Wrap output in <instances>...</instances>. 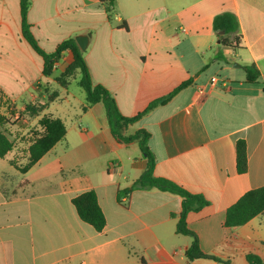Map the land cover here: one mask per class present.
<instances>
[{
    "label": "crops",
    "instance_id": "1",
    "mask_svg": "<svg viewBox=\"0 0 264 264\" xmlns=\"http://www.w3.org/2000/svg\"><path fill=\"white\" fill-rule=\"evenodd\" d=\"M29 2L31 31L47 53L91 34L83 53L92 81L109 90L124 116L190 81L125 134L147 131L154 176L208 201L189 212L187 225L202 252L217 259L187 260L193 238L176 231L180 195L135 189L119 201V191L147 169L139 142L117 141L103 103L84 110L83 96L71 112L73 82L61 88L56 78L72 52L45 77L43 58L22 33L20 0H0V112H14L9 132L27 135L38 126L41 117L20 112L55 91L44 114L53 107L49 114L67 129L26 173L10 163L15 147L0 158V264H249L250 255L264 261V214L241 227L224 226L227 209L264 186V0ZM224 12L239 19L240 42L233 47L221 46L213 30ZM179 31L184 35H174ZM251 64L261 74L254 84L246 83L244 68ZM213 77L218 81L211 86ZM239 141L247 147L245 173L237 166ZM87 191L96 193L106 217L102 231L82 221L72 203Z\"/></svg>",
    "mask_w": 264,
    "mask_h": 264
},
{
    "label": "trees",
    "instance_id": "2",
    "mask_svg": "<svg viewBox=\"0 0 264 264\" xmlns=\"http://www.w3.org/2000/svg\"><path fill=\"white\" fill-rule=\"evenodd\" d=\"M29 6V0H20L22 33L34 51L43 58V75L48 77L52 74L54 67L62 60L65 51L72 52L73 60L66 70L56 78L57 84L61 88H68L76 79L77 74L80 73L79 86L86 94L87 103V106L83 109L86 110L93 105L103 103L107 110L112 133L117 141L122 143L139 142L143 156L147 160V169L133 183L131 188L119 191V201L123 202V198L127 197L135 189L158 188L180 195L183 198V203L181 213L178 216L176 231L178 234L193 238V243L186 252L187 260L193 261L201 258L217 259L212 255L202 252L197 235L187 225V215L189 212L208 205V201L200 195L190 193L170 180L154 176L156 160L154 154L148 147L150 134L147 131L138 130L131 135L125 134L129 126L139 121L153 109L167 104L181 90L189 86L190 81L182 83L167 96L153 100L144 111L137 115L132 117L124 116L120 112L116 100L109 90L101 84L95 85L93 83L84 53L78 47L75 39L63 41L52 53H47L41 48L31 31V24L28 20ZM107 11L109 13L111 12L109 8H107ZM213 30L217 34L220 45L223 47H233L240 42L241 27L237 15L233 12H224L215 16ZM221 32L223 33L221 34ZM244 69L246 72V83H257L261 75L257 66L251 64L245 66ZM58 95V92L55 91L50 94L46 103H29L26 105L25 110L20 112V115H27L31 118L41 117L38 122L41 131L35 133L31 140L27 150V163L21 167L16 165V161H10L11 165L16 166L21 173L28 172L43 156L63 141L66 136L67 129L64 121L58 117H54L52 114H44L48 104L58 98ZM13 114V111L9 112V114L0 112V158H5L15 147L14 140L11 138L9 132V127L12 125L10 116ZM236 160L238 171L245 173L248 167V159L247 147L244 141L237 143ZM72 203L82 221L88 223L97 231H102L105 228L107 223L106 217L94 191H87L78 195L72 200ZM262 214H264V186L248 191L234 205L229 207L226 212L224 226L226 228L241 227ZM248 261L249 264H264L263 260L254 255L248 256Z\"/></svg>",
    "mask_w": 264,
    "mask_h": 264
},
{
    "label": "rangeland",
    "instance_id": "3",
    "mask_svg": "<svg viewBox=\"0 0 264 264\" xmlns=\"http://www.w3.org/2000/svg\"><path fill=\"white\" fill-rule=\"evenodd\" d=\"M174 35L177 36H183L184 34L179 31L176 32ZM173 40L176 41L175 36H173ZM220 72V71H219ZM81 78V74L78 73L76 79L73 81L70 90L73 94L74 98L72 99V106H70L71 112H73V108L77 107L80 103V100L83 99V96H86L84 90L79 86V80ZM46 114L54 113V108L50 107ZM33 127L30 128V132L27 135H18V133L10 132L11 138L14 140L15 144V153L13 155L14 161H16L17 166H24L27 163L28 160V154L27 150L29 147V144L31 143V140L35 133H39L41 129H39V125H32ZM16 178H14V182H16Z\"/></svg>",
    "mask_w": 264,
    "mask_h": 264
},
{
    "label": "water",
    "instance_id": "4",
    "mask_svg": "<svg viewBox=\"0 0 264 264\" xmlns=\"http://www.w3.org/2000/svg\"><path fill=\"white\" fill-rule=\"evenodd\" d=\"M222 33L223 32H221V34ZM90 37H91V34L78 35L77 37H75V41L82 52H84L87 49Z\"/></svg>",
    "mask_w": 264,
    "mask_h": 264
},
{
    "label": "built area",
    "instance_id": "5",
    "mask_svg": "<svg viewBox=\"0 0 264 264\" xmlns=\"http://www.w3.org/2000/svg\"><path fill=\"white\" fill-rule=\"evenodd\" d=\"M217 81H218V78L217 77H213L211 79V86L215 85L217 83Z\"/></svg>",
    "mask_w": 264,
    "mask_h": 264
}]
</instances>
